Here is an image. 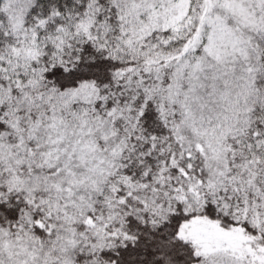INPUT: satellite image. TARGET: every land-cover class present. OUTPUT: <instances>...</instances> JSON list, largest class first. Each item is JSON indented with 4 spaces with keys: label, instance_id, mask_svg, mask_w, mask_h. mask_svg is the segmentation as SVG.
I'll return each mask as SVG.
<instances>
[{
    "label": "snow or ice",
    "instance_id": "6c2138e0",
    "mask_svg": "<svg viewBox=\"0 0 264 264\" xmlns=\"http://www.w3.org/2000/svg\"><path fill=\"white\" fill-rule=\"evenodd\" d=\"M0 264H264V0H0Z\"/></svg>",
    "mask_w": 264,
    "mask_h": 264
}]
</instances>
